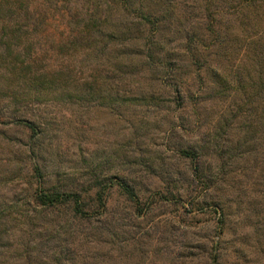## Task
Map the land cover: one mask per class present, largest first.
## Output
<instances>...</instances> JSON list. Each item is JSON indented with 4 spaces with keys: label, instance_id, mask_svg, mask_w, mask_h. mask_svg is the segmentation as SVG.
Instances as JSON below:
<instances>
[{
    "label": "rangeland",
    "instance_id": "1",
    "mask_svg": "<svg viewBox=\"0 0 264 264\" xmlns=\"http://www.w3.org/2000/svg\"><path fill=\"white\" fill-rule=\"evenodd\" d=\"M105 1L115 4L110 23L126 33L118 47L105 48V37L67 40L78 26L94 29L74 10L84 0H0V229L10 237L0 234V264H264V133L256 115L240 109L258 106L242 96L258 83L254 56L242 39L224 50L199 32L211 43L196 55L201 65L177 50L182 68L167 71L166 60L155 54L151 63L141 50L154 26L139 31L121 3L96 0ZM158 3L144 0L142 8L155 15ZM182 36L160 41L177 49ZM113 63L129 75L112 80ZM186 149L197 157H182ZM97 176L127 182L142 212L107 184L105 209L68 223L65 239L50 238L53 219H69L64 209L43 227L27 221L38 181L86 194ZM59 239L67 250L56 255L49 249Z\"/></svg>",
    "mask_w": 264,
    "mask_h": 264
},
{
    "label": "trees",
    "instance_id": "2",
    "mask_svg": "<svg viewBox=\"0 0 264 264\" xmlns=\"http://www.w3.org/2000/svg\"><path fill=\"white\" fill-rule=\"evenodd\" d=\"M117 1L118 5L120 3L122 4L121 8L124 13L132 18V21L129 20L130 25L140 27V29L138 28L139 31L142 30V26H154L155 31L153 34L155 36L146 45H142L141 50L147 54L146 60L152 59L151 63L158 55L160 56V60H166L167 71L169 67L170 70L182 68V61L179 62L173 55L174 51L177 50H182L184 54H192L190 56L192 64L201 65V60L198 59L196 55H201L203 52L209 50L211 43L206 44L205 40L200 37L199 32H206L208 35L215 36L211 42L216 44L215 39H217V44L222 45L224 50H227L233 43H236V40L242 39L245 45L244 52L248 57L254 56L255 60L251 63L257 66L259 65L261 72L256 76L258 80L257 85L249 87V90L242 94V96L250 100L254 98L253 103L258 106L255 107V110H252L250 106L246 105L240 107V109L246 114L250 112L255 114L256 116L253 118L259 123L260 129L264 133V19H262V16H264V0H160L161 4L159 6L158 3L159 12L155 14L156 16L153 15L152 11L151 13H147L143 10L142 5L144 0ZM190 2H193L191 8L188 7ZM112 5L115 6L114 3L108 4L105 1L103 5L100 6V3H97L96 0H84V3L78 2L74 10L77 11L78 14L82 13L85 22H94V29L78 26L79 30L72 29L67 40H75L71 42L75 45L77 42L82 43L91 41V37L100 39L105 37L109 40L108 42H110L105 48L118 47L121 45L118 40L123 41L126 33L120 21L118 25L114 26L110 23V19L113 17V12H111L112 9L110 8ZM92 6L99 9L101 14H93L94 9ZM194 9L197 11L196 15H194ZM197 15L200 17H197ZM201 17L202 19L198 21L196 27L190 23L187 25L188 21L191 22L190 20H194L195 18L198 20ZM133 21H137L138 23L135 24ZM167 24L170 26L168 30L165 27ZM200 27H203L204 30H201ZM180 33L183 35L182 41L184 43L179 45L177 49H169L171 46L170 39H168V42L160 41L163 34L172 36L179 35ZM222 35H225L226 38L224 39H229L230 42L228 45H226L227 43L223 38H220ZM122 55V51L116 49L113 58L120 62L119 57ZM256 61L257 63H255ZM112 66L114 67V77L112 80L115 82L129 75L126 66L114 63ZM116 74L117 80L115 77ZM95 83L96 82L86 83V85L92 86L93 89L98 86ZM242 84L246 85V82L243 81L240 85ZM178 89L179 88L175 89V93L180 95L181 92H178ZM27 127L32 132V135H35L36 131L33 124L29 123ZM29 152L31 155L33 154L31 146L27 145L26 153ZM180 153L182 157L189 158L190 160L197 157L194 151L187 149L182 150ZM28 157L31 158L30 155H28ZM32 171H34L40 181L42 171L39 165L33 163ZM39 181L37 182L39 187L34 190L32 193L33 195L30 197V202L26 205L28 214L27 221H30L31 225L37 223L43 227L48 221L47 216L49 213L58 212L60 209H64L69 213L67 216L69 219L67 221L58 217L53 219L55 220L56 228L50 230V238L63 236L65 239L67 235H61V232H68L70 224L76 225L77 222L90 221L91 217L99 214V210L105 209L104 188L107 184L111 186L110 188H117L121 194L134 202L135 208L139 210V213L142 212L139 209V200L134 191L123 179L114 177L110 180V183L105 184V182L99 180L97 176L93 181L87 183L89 184V188L85 190L87 192L86 194L76 189L67 191L58 185L43 187L44 183H39ZM90 190H93L94 193L91 194ZM14 204L18 206L19 203L15 202ZM1 214L0 219L2 218ZM3 230L0 229V234L3 233L6 240H9L10 237L7 236L6 230ZM58 242V245L52 246L49 250L53 254L56 253V255L66 253L67 249L63 241H61L60 244L59 239ZM74 243L75 242H72L71 244ZM0 247H2L1 244ZM71 249L74 252L73 248ZM42 264H44V262H42Z\"/></svg>",
    "mask_w": 264,
    "mask_h": 264
}]
</instances>
